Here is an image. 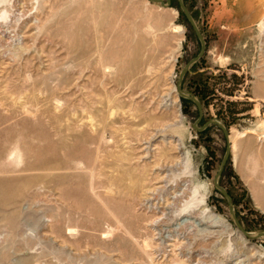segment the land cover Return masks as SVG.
Returning a JSON list of instances; mask_svg holds the SVG:
<instances>
[{"label": "rangeland", "instance_id": "374dc122", "mask_svg": "<svg viewBox=\"0 0 264 264\" xmlns=\"http://www.w3.org/2000/svg\"><path fill=\"white\" fill-rule=\"evenodd\" d=\"M171 2L0 0V264H264L213 186L221 130L176 93L200 45ZM183 2L206 49L182 88L197 127L225 125L218 183L264 231V0ZM207 213L228 226L173 218Z\"/></svg>", "mask_w": 264, "mask_h": 264}, {"label": "water", "instance_id": "95a60500", "mask_svg": "<svg viewBox=\"0 0 264 264\" xmlns=\"http://www.w3.org/2000/svg\"><path fill=\"white\" fill-rule=\"evenodd\" d=\"M148 1H150L151 3H154L156 5H159L162 8H168V7H171V5H172L171 0H148ZM176 8L183 15L185 21L187 22L188 26L192 30L193 34L195 35V37L198 40L199 45H200V49H199V52L197 53V55L194 56L193 58H191L188 62H186L185 65L180 70L177 82L175 84L176 93L178 94V96L182 97L183 99H187V100L191 101L195 105V107L197 109V118L195 119L194 123L192 124V128L193 129H195L196 131H203L209 125H215L221 130V132L223 134V137H224V139L226 141V147H225L222 159L220 161L219 168L216 171V173L214 174L213 186L226 199L227 207H228V213H229V216H230V219H231L233 225L236 227V229L245 238L256 239V238H259V237H264V231H259V232H256V233H248V232H246L243 229V227L240 225L238 219L235 216L234 209H233V203H232V200H231L229 194L218 183V179H219V177H220V175H221V173H222V171L224 169V166H225V164H226V162L228 160V157H229L230 151H231V149H230L231 147H230V143H229L228 131H227L225 125L223 123L219 122L216 119H210V120L206 121L201 127H197V123L202 118V105H201L200 101L198 100V98L192 92L182 88V82H183L184 76L189 72L191 66L193 64H195L197 61H199L200 58L203 56V54L205 52V49H206V45H205L204 39L202 37V34H201V32H200V30H199V28H198L193 16L189 12L188 8L185 6L183 0H176Z\"/></svg>", "mask_w": 264, "mask_h": 264}, {"label": "bare ground", "instance_id": "6f19581e", "mask_svg": "<svg viewBox=\"0 0 264 264\" xmlns=\"http://www.w3.org/2000/svg\"><path fill=\"white\" fill-rule=\"evenodd\" d=\"M259 25L260 26H263L264 25V20H261L260 22H259ZM156 189H158V188H156ZM159 190V189H158ZM159 192V191H158ZM161 192V191H160ZM174 195V194H173ZM161 205V204H160ZM170 206H171V204H170ZM166 207V206H165ZM164 209V208H163ZM159 211H160V209H159ZM170 211H172V210H170ZM170 211H168L167 213H164V212H162L161 214H163L164 213V215L165 216H169V215H172L173 213L172 212H170ZM194 211V210H193ZM184 213V212H183ZM201 214V213H200ZM199 214V215H200ZM179 215V214H178ZM177 215V216H178ZM174 217L173 216V218H175V220H180V219H182L181 220V222L183 223V224H193L194 226H203L202 228L205 230L206 229V227H209V228H214V227H227L228 225L227 224H225L223 221H222V219L219 217V216H217V215H215L214 213L213 214H211V213H207L206 215H205V217H204V219L203 220H200L199 218H197V217H195V216H190V215H186V214H184V215H179L178 217ZM172 217V216H171ZM173 218H171V219H173ZM170 219V218H169ZM174 220V219H173ZM154 222V221H153ZM171 222V221H170ZM176 222V221H175ZM179 222V221H178ZM170 224V223H169ZM179 225V224H178ZM155 227H157V226H155ZM183 227V226H182ZM205 227V228H204ZM188 228V227H187ZM175 229V228H174ZM156 230V229H155ZM157 232H156V234L155 235H157V239H159L160 241H161V243H163L164 242V240H165V238L167 237H165L164 235H165V233H164V235H163V232H166L167 231V229H166V231H163V229H159V228H157V230H156ZM175 231V230H174ZM238 231V230H237ZM209 232V231H208ZM172 233V232H171ZM238 233V235L241 237V238H243L242 237V234L238 231L237 232ZM176 234H177V232H176ZM198 234V233H197ZM167 235V234H166ZM169 237H170V235H169ZM175 237V236H174ZM185 238V237H184ZM167 239V238H166ZM177 241V240H176ZM184 242V241H183ZM166 245V247H170L171 246V244H165ZM183 245V244H182ZM167 249V248H166ZM184 250V249H183ZM166 251V250H165Z\"/></svg>", "mask_w": 264, "mask_h": 264}, {"label": "crops", "instance_id": "0c3cea01", "mask_svg": "<svg viewBox=\"0 0 264 264\" xmlns=\"http://www.w3.org/2000/svg\"><path fill=\"white\" fill-rule=\"evenodd\" d=\"M222 29L226 30V28H222Z\"/></svg>", "mask_w": 264, "mask_h": 264}]
</instances>
